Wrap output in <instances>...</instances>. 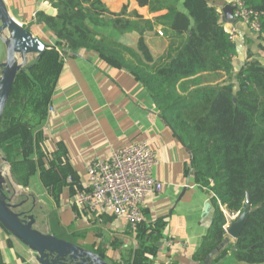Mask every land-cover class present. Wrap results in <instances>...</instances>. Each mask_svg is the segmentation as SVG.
Here are the masks:
<instances>
[{"label":"trees","instance_id":"16d2710c","mask_svg":"<svg viewBox=\"0 0 264 264\" xmlns=\"http://www.w3.org/2000/svg\"><path fill=\"white\" fill-rule=\"evenodd\" d=\"M135 1L153 12L166 10L154 20L163 24L167 36L182 39L163 65L155 64L147 42L151 22L138 11H129L128 4L114 13L104 0H49L56 13L39 11L36 21L54 33L56 46L96 51L132 72L191 150L196 178L213 206L211 226L193 260L216 264L233 252L238 261L264 264V63L260 59L264 58V0H243L260 14L261 30L253 31L256 51L251 46L254 41L245 38L246 55L239 68L237 41L230 39L220 12L209 0H182L183 10L181 0ZM107 14L112 18L106 19ZM99 27L136 38H128L132 46H124L101 36ZM55 45L47 44L45 53L18 73L0 121V150L24 185L42 166L43 131L38 127L45 122L64 64ZM21 88L25 92L20 94ZM248 206L254 210L238 238L227 243L225 211L242 213Z\"/></svg>","mask_w":264,"mask_h":264},{"label":"crops","instance_id":"0c3cea01","mask_svg":"<svg viewBox=\"0 0 264 264\" xmlns=\"http://www.w3.org/2000/svg\"><path fill=\"white\" fill-rule=\"evenodd\" d=\"M4 1L11 15L34 35L49 45L57 43L54 33L36 21L39 11L48 12L53 8L49 0ZM209 1L220 12L221 23L228 30L231 22L225 19L223 8L230 0ZM104 2L114 13L128 4L129 11L136 10L151 22L153 28L147 30V42L156 65L165 64L182 42L181 38L167 36L163 24L154 20L166 10L153 12L135 0ZM179 6L184 9L182 0ZM237 26L239 36L244 34L258 43L257 35L246 23L238 22ZM97 29L104 38L114 33L113 36H120L111 28ZM125 38L135 39L136 35L123 37L121 44L132 46ZM56 49L64 64L45 122L38 127L43 131L41 168L35 169L28 184H21L0 150V158L6 164L3 176L9 173L14 180L18 187L14 189L16 195L25 194L24 203L17 210L30 207V211L41 215L35 222L38 230L66 236L99 253L111 264L123 260L133 264H199L193 260V254L211 226L213 206L207 189L196 178L191 150L159 113L147 88L128 69L110 63L96 51L74 52L59 45ZM246 49L244 46L243 56ZM6 55V45L0 35V63ZM241 64L239 53L235 65ZM142 140L148 142L157 158L153 176L163 187L148 197L143 207L144 221L138 230L132 229L125 219L105 213L89 214L74 205L77 193L88 188L87 165L93 159L109 160L116 149ZM36 155L33 159L39 163ZM2 167L4 170L3 164ZM234 241L227 236V243ZM0 264H39L35 252L1 222ZM216 264L249 263L238 261L230 252Z\"/></svg>","mask_w":264,"mask_h":264},{"label":"water","instance_id":"95a60500","mask_svg":"<svg viewBox=\"0 0 264 264\" xmlns=\"http://www.w3.org/2000/svg\"><path fill=\"white\" fill-rule=\"evenodd\" d=\"M47 13L53 15L54 8H50ZM223 13L228 22L237 23L232 4H227L223 8ZM105 18H112V15L107 14ZM3 32H7V35L3 36ZM0 35L7 49L6 59L0 63L1 121L17 75L26 67L28 56L32 54L37 57L42 56L47 49V43L15 19L9 12L4 0H0ZM237 45L243 63L245 58L243 56L244 34H240ZM4 184L5 178L0 172V222L14 237L35 252L39 264H110L93 250L52 233H44L38 230L35 227V215H26L24 212L17 211L20 204L11 203L5 192ZM246 202L248 205L250 204L249 196H247ZM253 210L254 208L248 206L234 221L230 222L227 234L237 239L249 213Z\"/></svg>","mask_w":264,"mask_h":264},{"label":"built area","instance_id":"2783aa9c","mask_svg":"<svg viewBox=\"0 0 264 264\" xmlns=\"http://www.w3.org/2000/svg\"><path fill=\"white\" fill-rule=\"evenodd\" d=\"M230 4L234 6L237 20L227 30L232 41L239 38L238 22L246 23L256 33L261 30L259 13L243 0H230ZM156 164L157 158L145 140L116 149L109 160L97 157L87 165L88 188L79 191L73 203L89 214L105 213L125 219L137 230L144 221L143 207L148 197L163 187V183L153 176ZM225 213L228 216L227 231L230 220L236 219L240 212Z\"/></svg>","mask_w":264,"mask_h":264},{"label":"rangeland","instance_id":"374dc122","mask_svg":"<svg viewBox=\"0 0 264 264\" xmlns=\"http://www.w3.org/2000/svg\"><path fill=\"white\" fill-rule=\"evenodd\" d=\"M5 33L3 32V36L5 35ZM112 35H115V33L107 35L109 40H116V41H119V42L121 41L122 42L124 36H119L118 37V35H116V36H112ZM125 39H128V38H125ZM255 43H257V42L255 41ZM253 47H254L253 50L256 51L257 50L256 44H253L252 48ZM36 59H37V56H35L33 54L29 55L26 66H28L29 64H32ZM260 59L264 63V58H260ZM0 74H1V68H0ZM20 90H21L20 94L22 92H25L24 88H21ZM0 157H1V155H0ZM2 164L4 165V170H3ZM0 166H1L0 167L1 168L0 172L3 173V171H5L6 164L3 163L1 158H0ZM4 178H5V184H4L5 185V192L7 193L8 197L10 198L11 203L20 204V206H21L24 203L23 199H25V196H24L25 194H23V196L20 193L18 195H16V193H15L16 191L15 190L18 189V187H16V183L14 182V180H12V178L9 175V173H7V175H5ZM26 207H23V209H19L17 211L24 212L26 215L33 214V215H35V218H38V217L41 216L40 213H36V211H34V210L30 211V207L29 208L28 207L26 208ZM38 212H40V211H38ZM234 220L235 219H232V220H230V222H232ZM227 236H228V238L230 237V239H233L229 234H227Z\"/></svg>","mask_w":264,"mask_h":264},{"label":"bare ground","instance_id":"6f19581e","mask_svg":"<svg viewBox=\"0 0 264 264\" xmlns=\"http://www.w3.org/2000/svg\"><path fill=\"white\" fill-rule=\"evenodd\" d=\"M6 34H7V32H6Z\"/></svg>","mask_w":264,"mask_h":264}]
</instances>
